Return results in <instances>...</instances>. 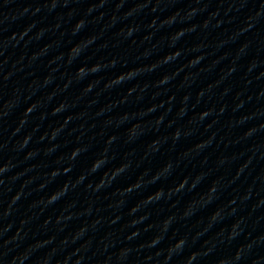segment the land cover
Returning a JSON list of instances; mask_svg holds the SVG:
<instances>
[{
    "label": "clouds",
    "instance_id": "1",
    "mask_svg": "<svg viewBox=\"0 0 264 264\" xmlns=\"http://www.w3.org/2000/svg\"><path fill=\"white\" fill-rule=\"evenodd\" d=\"M96 67L97 66H94L93 67V71H95L96 70ZM79 71L80 72H83L84 71V69L83 68H81V69H79ZM28 111H31V109H29ZM79 150H75L74 152H73V157H75V155L77 154V152H78ZM99 161H96V162H94L93 163V166H92V168H93V170H96L97 169V167H98V165H99ZM123 169V166L121 167V169H118L117 171H121ZM65 171H67V169L65 170ZM57 173H53V175H56ZM183 186V183L181 184V187ZM66 187V186H65ZM157 195H159V193H157ZM50 199H55V194H53V197H51ZM149 199H151V197L149 198ZM184 242L183 241H180V242H178V244L176 245L177 247H180L182 244H183Z\"/></svg>",
    "mask_w": 264,
    "mask_h": 264
}]
</instances>
